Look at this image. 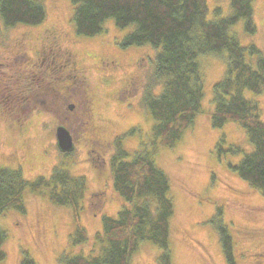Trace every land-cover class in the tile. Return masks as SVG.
Returning <instances> with one entry per match:
<instances>
[{
	"label": "rangeland",
	"instance_id": "374dc122",
	"mask_svg": "<svg viewBox=\"0 0 264 264\" xmlns=\"http://www.w3.org/2000/svg\"><path fill=\"white\" fill-rule=\"evenodd\" d=\"M206 3L208 20L225 18L232 12L230 0ZM43 4L46 17L39 26L5 29L0 25V92L17 90L11 83L15 80L12 72L22 71L23 64L29 67L30 63L42 71L38 58L44 59L53 41L61 54L67 52L75 60L73 74L83 76L86 86L72 76L68 67L57 68L55 62L45 60L46 72L31 73L27 82L19 80L21 89H28L23 93L24 102L11 101L8 105L4 94H0V168H20L23 179L30 183L39 177L49 178L53 168L61 166L72 176H83L87 191L76 220L70 208L52 204L44 194L27 192L24 213L7 211L0 215V229L6 234L2 248L5 256L0 264H20L26 254L33 264H60L64 254L89 256L94 236L101 232V217L115 216L123 204L112 189L109 165L117 139H122L129 158L144 150L151 153L156 167L169 179L174 205L169 239L173 264H226L212 225L217 210L232 238L236 263L264 264V197L228 168V163L240 161L242 153H222L218 157L216 152V144L223 136L225 150L234 145L249 152L252 146L236 124L213 129L207 114L212 107V87L225 73L224 60L214 56L199 58L204 113L174 147L155 145L152 149L153 121L142 106V98L148 85L152 93L159 91L151 79L153 50L148 46L122 49L120 44L130 29H117L112 22L105 24L100 35L78 39L70 24L68 1L43 0ZM252 7L255 34L245 33L242 20L229 33L241 46H253L264 58V0H253ZM216 9L220 11L218 15L214 13ZM246 58L254 64L257 55L246 52ZM130 83L137 87L133 95L124 91ZM45 85L57 95H47L52 103L43 105L41 92ZM62 86L73 92L66 100L75 105L72 111L64 104ZM86 87L91 104L80 94ZM243 96L258 103L264 122V90L259 95L245 90ZM57 126H65L74 138L76 148L68 156L57 149ZM95 140L98 144H94ZM77 225L85 231L87 240L73 247L71 239ZM158 253L154 245L142 243L130 264H156Z\"/></svg>",
	"mask_w": 264,
	"mask_h": 264
},
{
	"label": "trees",
	"instance_id": "16d2710c",
	"mask_svg": "<svg viewBox=\"0 0 264 264\" xmlns=\"http://www.w3.org/2000/svg\"><path fill=\"white\" fill-rule=\"evenodd\" d=\"M67 1L76 38L100 35L105 24L112 22L117 29H130L122 39V49L148 46L153 50L151 79L159 91L152 93L148 85L142 98V106L153 121L152 149L155 145L174 147L204 113L199 58L214 56L224 60V76L212 87V107L207 110L209 123L213 129L236 124L252 149L243 152L240 146L228 145L225 150L223 136L216 144V152L218 157L222 153H242L237 164L227 166L264 197V122L258 103L243 96L245 90L262 94L264 58L253 46H241L229 33L230 28L242 20L245 33L255 34L253 0H230L231 14L218 20L207 19L206 0ZM214 13L218 15L220 11L216 9ZM45 17L43 0H0V25L5 29L36 27ZM246 52L249 56L257 55L254 64L247 60ZM35 67L23 64L22 71H29V76L38 75L40 71ZM133 88L137 91L134 84ZM121 140L115 142V153L109 165L112 189L123 204L115 216L101 217V232L94 236L88 257L64 254L60 264H130L140 244L147 242L159 249L156 264H173L169 239L174 205L169 179L156 167L148 151L134 153L129 158ZM72 152L61 154L68 156ZM84 181L83 176H72L61 166L53 168L49 178L39 177L30 183L23 179L20 168H0V215L7 211L24 213V196L31 192L46 195L56 206L70 208L76 220L87 191ZM216 217L212 225L225 263L237 264L232 238L218 210ZM86 236L77 225L72 246L86 242ZM5 239L6 234L0 229V261L5 256L2 251ZM20 264H33V261L26 254Z\"/></svg>",
	"mask_w": 264,
	"mask_h": 264
},
{
	"label": "flooded vegetation",
	"instance_id": "af4514ba",
	"mask_svg": "<svg viewBox=\"0 0 264 264\" xmlns=\"http://www.w3.org/2000/svg\"><path fill=\"white\" fill-rule=\"evenodd\" d=\"M57 44H55V41H53L51 43V46L47 48L45 54H44V59H39V66L41 67V70L39 73L37 74H41V72H46L44 71L43 69V62L46 60L47 63H52V62H55L57 68H69L71 71H72V76L75 77V79L80 83V84H84V77L83 76H76L75 74H73V71H75V60L71 57V55L67 52H64L63 54L60 53V51L58 50L57 48ZM42 60V61H41ZM41 61V62H40ZM58 62V63H57ZM54 64V63H52ZM2 65V64H1ZM26 65V64H24ZM29 67L31 66L30 63H28ZM3 66V65H2ZM67 70V69H66ZM29 75H30V72L29 71H20L19 73H14V77H15V80H11V83H12V86H17V90L14 91L13 88H12V91H8L7 89H5L4 91H1L0 94H4V97L3 99L5 100V103H8V105H11V101L12 102H15L16 104H21L22 102H24V96H23V93L24 92H28V89L27 87L23 89H21L20 85L18 84L19 80L21 79H24L25 82H27L29 80ZM28 77V78H26ZM56 79V78H55ZM54 79V81H55ZM85 85V84H84ZM86 86V85H85ZM52 87V86H51ZM57 87V86H56ZM66 86H62V93L63 94H66L64 95L63 97V101H64V104H66L68 110L72 111L73 108H74V104L73 103H70V104H67V101L68 100L67 98H70L72 93H69L68 90L65 88ZM2 88V87H1ZM50 86H44L43 89H42V96L44 97L45 101H43L42 103L40 104H43L44 105V102H47V103H52L48 98L49 96L47 95H50L52 94L53 97H55L57 94L53 93V90H50L49 89ZM27 89V90H26ZM26 90V91H25ZM55 90V89H54ZM124 91L125 92H131V94L133 92H136V89L133 88L132 89V83L126 85V87L124 88ZM67 93L69 95H67ZM88 89L86 87V89H83L82 93L80 92L82 98L83 97H86V100L89 101V103L91 104L92 102L91 101V98L90 96H88ZM126 94V93H125ZM26 95V94H25ZM133 95V94H132ZM129 95H126V97H128ZM58 97V96H57ZM129 97L127 98V101H128ZM130 100V99H129ZM55 101V100H54ZM34 106L36 107H39V105L35 104ZM61 109H63V107L61 106L60 107ZM58 127V126H57ZM65 127V126H64ZM95 132H97V127L94 128V130L92 131V136L95 135ZM72 137V141H73V144H74V148H76V145H75V142H74V138L73 136ZM91 141H94L93 139H91ZM94 144H98V141L95 140V143Z\"/></svg>",
	"mask_w": 264,
	"mask_h": 264
},
{
	"label": "water",
	"instance_id": "95a60500",
	"mask_svg": "<svg viewBox=\"0 0 264 264\" xmlns=\"http://www.w3.org/2000/svg\"><path fill=\"white\" fill-rule=\"evenodd\" d=\"M55 140L60 153H70L74 150L72 137L64 126H58L56 128Z\"/></svg>",
	"mask_w": 264,
	"mask_h": 264
}]
</instances>
